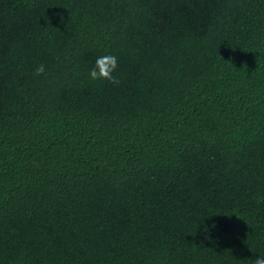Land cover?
Listing matches in <instances>:
<instances>
[{
  "label": "trees",
  "instance_id": "trees-1",
  "mask_svg": "<svg viewBox=\"0 0 264 264\" xmlns=\"http://www.w3.org/2000/svg\"><path fill=\"white\" fill-rule=\"evenodd\" d=\"M258 258L264 0H0V264Z\"/></svg>",
  "mask_w": 264,
  "mask_h": 264
},
{
  "label": "clouds",
  "instance_id": "clouds-1",
  "mask_svg": "<svg viewBox=\"0 0 264 264\" xmlns=\"http://www.w3.org/2000/svg\"><path fill=\"white\" fill-rule=\"evenodd\" d=\"M117 67V58L113 55H104L98 57L95 61L94 66L89 71V77L92 80L109 81L112 83H118L116 78L113 76V72ZM44 72V65L37 66L35 75H41ZM255 264H264V259L258 258Z\"/></svg>",
  "mask_w": 264,
  "mask_h": 264
}]
</instances>
